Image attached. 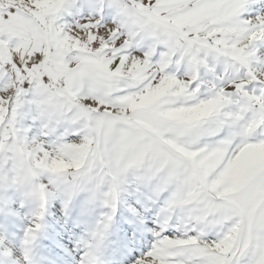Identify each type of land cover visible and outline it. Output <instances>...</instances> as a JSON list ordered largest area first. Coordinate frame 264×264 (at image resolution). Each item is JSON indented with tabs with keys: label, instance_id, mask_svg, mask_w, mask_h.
Instances as JSON below:
<instances>
[{
	"label": "snow or ice",
	"instance_id": "6c2138e0",
	"mask_svg": "<svg viewBox=\"0 0 264 264\" xmlns=\"http://www.w3.org/2000/svg\"><path fill=\"white\" fill-rule=\"evenodd\" d=\"M0 264H264V0H0Z\"/></svg>",
	"mask_w": 264,
	"mask_h": 264
}]
</instances>
